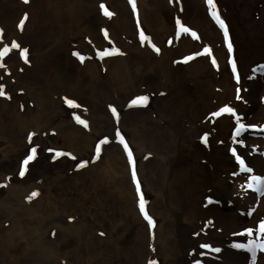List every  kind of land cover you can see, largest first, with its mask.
I'll return each mask as SVG.
<instances>
[{
	"label": "bare ground",
	"instance_id": "6f19581e",
	"mask_svg": "<svg viewBox=\"0 0 264 264\" xmlns=\"http://www.w3.org/2000/svg\"><path fill=\"white\" fill-rule=\"evenodd\" d=\"M187 1H182L184 15L179 16L199 31L197 43L206 39L221 42V49L214 52L209 63L208 50H201L206 57L201 54L182 66L172 64L178 51L194 47L196 42L182 38L177 45L164 46V39L173 30L171 19L177 7L167 0H136L141 25L160 46L158 55L138 46L124 0H0V23L7 37L2 43L14 38L21 47L32 49L27 65L15 52L7 60L8 76L0 70V83L8 86L12 81L32 102L31 109L21 112L15 96L9 95V102L0 99V137L7 146L3 154L16 152L17 161L24 159V151L37 144L43 146L46 132L54 131L56 148L86 161L85 168L78 169L74 164L71 172L55 169L50 177L42 174L26 186L5 184V201L17 208L9 215L7 228L18 232L14 236L17 246L27 253L23 260L37 264H196L202 255L198 249L203 244L199 242L200 232H206L225 255L224 261L203 256V264H250L252 251L234 247L237 243L251 242L255 252H264L255 247L264 240V234L258 231L259 222L264 220V191L258 195L259 187L250 179L264 176V75L258 74L264 62L248 69L244 79L234 41L230 53L229 42L221 41L205 16L202 2L193 7ZM99 2H106L113 12L108 19L99 15ZM23 13H28V19L18 27ZM100 28L108 31L122 54L97 59L99 53L93 51L105 45ZM79 57L84 59L80 61ZM212 84L220 87L218 93L211 89ZM66 96L84 108L66 106ZM137 96H147V103L129 106ZM110 106L119 114L117 125L108 112ZM225 106L236 115H213ZM75 115L89 121L88 131L75 125ZM237 117L240 123L255 127H245L237 134ZM117 126L134 149L151 227L139 218L119 147L110 142L101 148L99 159L92 161L95 139L110 135ZM28 131L38 138L30 140ZM232 149L252 172L241 170ZM94 168H105L119 180L114 188L116 208L105 211L100 205L94 216L86 195L82 196L83 204L77 205L59 201V195L52 192V187L71 176L93 174ZM94 177L84 181L83 187ZM76 184V191L83 193ZM237 187L241 195L234 193ZM36 190L39 193L32 198ZM78 211L81 218L76 215ZM125 212L134 215L137 229L130 221L121 222ZM98 225L104 228V239L94 238L95 231H101ZM247 228L253 229L252 235L245 232ZM215 229L225 234L216 235ZM107 243L111 246L108 250ZM145 243L150 247L145 248ZM82 251L95 252V262L89 258L79 262L78 253Z\"/></svg>",
	"mask_w": 264,
	"mask_h": 264
},
{
	"label": "rangeland",
	"instance_id": "374dc122",
	"mask_svg": "<svg viewBox=\"0 0 264 264\" xmlns=\"http://www.w3.org/2000/svg\"><path fill=\"white\" fill-rule=\"evenodd\" d=\"M168 4L171 6L173 3H176L177 7H175L176 12L172 16L171 21L173 22V30L169 32V34L166 36L164 39V46L167 48H170L174 45L178 44V41L180 39H188L191 42H196V45L194 47L192 46H187V48L184 51H178V53L175 55V58L172 61V64H177V65H184L188 64L189 62L193 61L195 58L200 57H206V54H203L201 50L207 49L208 50V63L210 62V57L213 56L217 50L221 49V42H217V40H205L202 44L197 41L199 40L200 34L199 31L190 24L188 21H184L182 17L179 15H184V7L185 5L182 4L183 0H167ZM202 2V5L205 9V16L206 18L210 21V23L213 25V27L218 31L221 41L225 42V37H224V29H222L219 24L217 23L216 19L210 12L211 6L207 3V0H188V4L193 6L196 4V2ZM130 14H131V20L132 24L134 27V38L136 42L138 43V46L140 48L146 47L149 51H151L153 54L158 55L160 46L157 44L153 39H151L150 36H148L147 32L145 31L144 27L141 25L140 19H139V12H138V7L137 3L135 0L136 4V11L133 12L132 10V5L129 3V0H124ZM215 9L220 17L221 20H223L227 32H228V42L233 44V41L237 47V57L239 56L240 60L242 61V76L245 79V76L247 74V70L250 69L251 67L255 66V64H260L261 62H264V0H213ZM103 3L106 6V2H99V5ZM107 9L111 12L108 6H106ZM99 8V15L103 19H108L109 16H105L102 12V10ZM27 14V19H28V13H23L20 15L21 20L24 15ZM113 15V12H112ZM111 15V16H112ZM27 19L25 20L24 23H26ZM179 20V25L177 24V21ZM19 23V22H18ZM182 27H186L189 29L188 32L182 31ZM0 49H3L5 45L8 46L9 51L5 53L4 55L0 56V70L2 71V74L5 76H8L9 71L6 70L7 68V60L9 59L10 55L16 52L17 57H19V60L24 63L28 64L29 61L27 58H32V49L30 46H25V48L21 47L20 44L15 40L14 38H8L5 40V43H2V40L7 38L5 36V31H4V25L0 23ZM105 31L107 35H105ZM141 33H143L144 37L146 39L141 38ZM195 33V35H193ZM99 34L101 37V40L105 45H102L101 47H98L96 51H93V53H99L98 58L100 61L105 58H112L116 57L121 53V50L119 46H117L110 37H108V31L105 28H100ZM15 41L19 47L18 48H11L12 42ZM88 42V40H86ZM201 48L197 51V48ZM215 49V51L211 49ZM27 50L26 51V60L25 58H22L20 55L21 50ZM118 50V51H117ZM109 52L112 54L109 55H104L101 56L100 53L102 52ZM186 52V53H185ZM215 52V53H214ZM81 54V53H80ZM82 56V55H80ZM188 58V59H186ZM80 61V57L78 58ZM197 63V62H195ZM201 63V62H199ZM203 65L207 69V64L204 61ZM181 71L182 68L180 69ZM245 70V71H244ZM261 68L258 70L259 75H264V71H260ZM215 75L222 76L220 71H214ZM2 80H0L1 82ZM0 85L3 86V91L5 95H0V99H8L9 102V95H13L16 97V101L18 105L19 111H23L25 109V112H27V109L32 108V102L28 101L25 96L22 93V90L18 89L15 87L14 83L11 81L10 85L5 83H0ZM211 89L215 92L218 93L217 91H220V87L218 85L212 84ZM7 91V93H6ZM264 91V87H263ZM227 96V95H226ZM263 96V95H262ZM65 100V105L70 107V108H84L81 107L80 103H78L77 100H75L72 97L66 96L64 98ZM66 100H72L75 102V105L77 106H70L68 103H66ZM137 107V106H134ZM112 106L108 107V112L111 115V119L114 123V125L118 124V118L116 116H113V113L111 111ZM118 113V112H117ZM119 115V114H118ZM79 117L81 120L85 121L87 126L84 124H81L78 122L76 117ZM73 122L75 125L79 128H81L84 131H88V125L89 121L79 115H75L73 118ZM14 133H16V128L14 130L12 129ZM117 131H119L120 136H117ZM27 137L31 140L32 137H37V135L32 132L28 131L27 132ZM1 134V133H0ZM29 134H32L31 137H29ZM46 137L47 139L43 140V146L40 145H35L33 147H29V149L22 154H25V158L22 159V157L17 161V153L16 152H10L7 154L10 158H5L7 157L6 155L3 154L4 149L7 148L5 139L0 137V240L5 242V249L3 252L1 251L0 248V264H37L38 261L32 262L31 260H23L24 254L27 256V253H24L22 248L17 246L16 243V234L18 232L12 231L11 229H8L7 227L9 226L10 223V218L9 215H11V212H15L17 208H12L11 205H9L8 202L5 201V196H6V183L11 184L12 186H26L27 184L35 182L37 179H39V176L42 174L48 175L49 177L53 174L55 169L61 168L65 172H71L73 167L76 165L78 169L85 168L86 167V161H84L81 157L79 159H75L74 155L72 152H66L64 149H59L58 147L56 148L54 146V140H55V132L54 131H47L46 132ZM121 137L123 140L127 143L128 149L132 153V161L133 163L129 162V157H128V152L125 150L124 145L120 142ZM38 138V137H37ZM107 138L106 143H101V141L105 140ZM22 139V135L17 138V140ZM22 141V140H21ZM17 142V141H16ZM110 142L113 144H116L121 153L122 156L125 160V163L128 167V175H129V181L130 184L133 188V192L135 195L136 199V210L139 215L140 220L145 224V226H148L147 220L144 218L143 214L139 210V200H140V195L137 194L136 191V183L133 181L132 178V170L133 166L135 168L136 172V179L139 182L140 185V193L142 192L141 188V183L139 180V176L136 170V164H137V159L135 156L134 149L129 141L128 136L125 134V132H122V129L119 128L118 126L113 129V132L110 135L107 134H101L99 135L95 141L93 142V148H92V161H97L99 157L101 156V148L107 146ZM16 144V143H14ZM100 144V151L97 152L96 146ZM35 149V153L33 154L32 150ZM3 151V152H2ZM53 153V155H52ZM16 154V155H15ZM33 155V159L29 160L27 164H24L25 159L29 156ZM63 158L62 161H60V158ZM18 162V163H17ZM34 162V163H33ZM76 162H80L79 165L83 164V166L78 167ZM75 164V165H74ZM7 168V169H6ZM95 169V172L91 174L89 172L86 175H79L76 177L71 176L70 180L63 181L60 185H56L52 187V192L54 194H58L60 197L61 202L63 203H69V202H74L77 205L83 204V198L86 195L89 199L86 204L90 205L91 208H93L94 216L99 213V207L101 205V209L106 211V209H113L118 206V203H116V196L114 193V188L116 185L119 184V180H117V177L108 171H105V168H99ZM93 169V170H94ZM21 170H23L24 174L23 176L20 175ZM78 171V170H76ZM110 173V174H109ZM93 182H91L89 185L84 186L83 184H86V180L90 178L91 175L94 176ZM73 175V174H72ZM4 176V179L2 181V178ZM69 178V177H68ZM50 180V179H47ZM117 180V181H116ZM77 183V184H76ZM78 185L82 187L83 193H80V191H76L75 186ZM115 185V186H114ZM236 187V186H235ZM86 189V190H85ZM64 191L66 194L64 195ZM82 191V190H81ZM35 193H39L37 190L33 191ZM234 193L235 194H240L241 195V190L240 188H234ZM239 195V196H240ZM83 196V198H82ZM31 197V194H30ZM36 196H32V198H35ZM57 199V198H56ZM58 200V199H57ZM99 203V204H98ZM12 204V203H11ZM249 204V202H248ZM245 205V204H243ZM77 217H80V213H76ZM92 215V217H94ZM262 216V215H260ZM257 217V216H256ZM81 218V217H80ZM136 218H134L133 214H129L128 212H125L124 216L122 217V221H130L135 229L138 228L137 221H135ZM100 224V223H98ZM98 230L101 231H95L94 233V238H102L104 239L105 237H102L101 233H103L104 228L101 226H97ZM143 228V234H144V239L146 236L145 232V227L142 224ZM222 231L220 229H215V234L216 235H224L225 233L220 234ZM206 232H200V239L199 242H202L203 244H208L211 247L210 248H203L201 245H198V249L202 251L201 257L199 256V264H203L202 258L205 256L206 258H211L212 256L217 257L218 259H221L224 261L225 255L223 253L213 251L212 249L219 248L215 246L214 241L210 239ZM15 236V238H14ZM7 238H9L7 240ZM27 239V238H26ZM92 240V238H91ZM2 242V243H3ZM3 246V245H2ZM30 246V245H29ZM110 244L107 243L105 244V248L108 250ZM145 248H149L150 245H147V243L144 244ZM2 252V253H1ZM25 252H28L26 250L25 246ZM79 259L78 261L81 263H84V260L86 259H91L93 262H95L96 259V253L92 252L90 254H87L85 251L79 252ZM205 258V259H206ZM254 259V260H253ZM252 261L250 264H253L254 262L258 264H264V252L263 251H256L255 256L253 257ZM114 261V260H112Z\"/></svg>",
	"mask_w": 264,
	"mask_h": 264
},
{
	"label": "snow or ice",
	"instance_id": "6c2138e0",
	"mask_svg": "<svg viewBox=\"0 0 264 264\" xmlns=\"http://www.w3.org/2000/svg\"><path fill=\"white\" fill-rule=\"evenodd\" d=\"M24 2L27 3L28 0H24ZM129 3L132 5L133 12H135L136 11L135 0H129ZM207 3L211 6V8H210L211 14L214 16V18L216 19V21L219 24V26L222 29H224L225 42L227 43V41H228L227 28H226L223 20L220 19L218 13L216 11H214L215 5H214L213 0H207ZM99 7H100V9L102 10V12H103V14L105 16H111L112 15V13L107 9V7L103 3H101L99 5ZM26 19H27V14H25L24 17L21 18V20L19 21L18 27H22ZM179 23L180 22L178 20L177 21V24L179 25ZM0 31H2V30H0ZM182 31L188 32L189 29L186 28V27H182ZM105 35H107L106 31H105ZM193 35H195V33H193ZM141 38L142 39H146V37H144L143 33H141ZM18 47H19V45L15 41H13L12 44H11V48H18ZM228 50L231 53V51H232V45H231V43H228ZM8 51H9V48H8L7 45H5V47L3 49H0V56L4 55ZM26 51L27 50L25 49V50H21V52H20L21 57L22 58H25V60H26ZM205 51L207 52V49H205ZM73 54L79 56V53H73ZM109 54H112V53H109L107 51L100 53L101 56L109 55ZM80 59L83 60L84 58L83 57H80ZM186 59H188V58H186ZM212 62H213V64H215V60H213ZM262 67H264V66H262ZM233 72H235V65L234 64H233ZM0 95H5V93L3 91V86L2 85H0ZM147 101H148V97L147 96H137V97H135L134 99H132L130 101V105L129 106H143V105H145L147 103ZM66 103H68L70 106H77L78 107V105H75V102L72 101V100H66ZM111 111L113 113V116H116L118 118L117 110L114 107L111 108ZM222 112L231 113L233 116L236 115L235 112H234V110L232 108L228 107V106L223 107L222 109H220V112L213 113V115H219ZM76 119L78 120L79 123L84 124L85 126H87L86 122L83 121V120H81L78 116L76 117ZM245 127H255V125H248V126H246V125L240 123L239 122V117H237V134H239V132L241 130H243ZM262 127H264V126H262ZM116 134H117V136H120L119 131H117ZM31 135L32 134H29V137H31ZM106 142H107V138H105V140L101 141V143H106ZM120 142L124 145L125 150L128 152L129 162L130 163H133V161H132V153L128 149L127 143L123 140L122 137L120 139ZM241 143H242V141H241ZM96 150H97V152L100 151V144H98L96 146ZM32 152L34 154L35 153V149H33ZM232 154L235 157V159H236L237 163L239 164V166H240V168H241L242 171L252 172V169L250 167H247V165L245 163V160L240 155H238L236 153V150L235 149H232ZM31 159H33V155H29L25 159L24 164H27L28 161L31 160ZM84 163H86V162H84ZM79 166H83V164L78 165V167ZM23 174H24V172H23V170H21L20 175L23 176ZM132 178H133V181L136 183V191H137V194L140 195V200H139V205H138L139 206V210L143 214L144 218L148 221L149 227H151L153 225V221H152L151 217L148 215V213H147V211L145 209V203L146 202L144 201L143 196L140 193V185H139V182L136 179V172H135L134 166H133V170H132ZM250 179L255 182V184H256L257 187H259L261 185H264V176H251ZM248 187L249 188L253 187V184L250 183L248 185ZM36 195H37V193H35V192L32 193V196H36ZM29 198H31V197H29ZM258 231L260 233L264 234V220H261L259 222ZM245 232L248 235H252L253 234V229L247 228V229H245ZM102 234L103 233H101V235ZM233 246L236 247V248H247L249 251H252L253 256H255V251H254V248H253V245H252L251 242L248 245L241 244V243H237V244H234ZM201 247H203V248H210L211 246L208 245V244H203V245H201ZM255 247H258L261 250H264V240H262L261 242H258L255 245ZM212 250L213 251H216V252H219L220 251L219 248H215V249H212ZM149 264H156V262L155 261H149ZM196 264H199V261H197Z\"/></svg>",
	"mask_w": 264,
	"mask_h": 264
}]
</instances>
